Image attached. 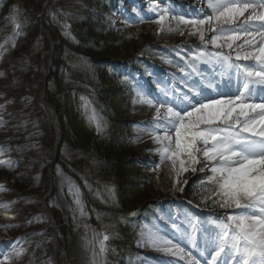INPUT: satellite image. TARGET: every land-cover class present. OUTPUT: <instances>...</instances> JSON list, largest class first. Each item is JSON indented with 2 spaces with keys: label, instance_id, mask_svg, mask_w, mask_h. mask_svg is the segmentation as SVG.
<instances>
[{
  "label": "rangeland",
  "instance_id": "374dc122",
  "mask_svg": "<svg viewBox=\"0 0 264 264\" xmlns=\"http://www.w3.org/2000/svg\"><path fill=\"white\" fill-rule=\"evenodd\" d=\"M89 1L93 2L89 3L88 0H59L57 8L62 13H73L71 17L76 22L77 20L84 21L86 18H92L83 15L79 10L91 9L95 12L99 9L101 14L103 13L101 19H103L104 24L119 29V34L129 39V45H135L136 50L139 49L137 52L135 51L136 55L148 54L149 51H153V48L156 50L159 35L166 34V32L168 34L177 32L179 34L174 38V43L178 42L179 45L191 43L192 46L189 45L188 49L192 53L191 55L195 57L194 53L197 50L194 46H200L204 49L207 45L212 46L211 38L218 34V28L215 24H205L200 28V32L204 35V40L201 41L200 32H197L192 25H178L174 18V14L180 15L184 12L179 9V3L187 2L194 7L200 5L207 7V0H117L114 13L107 11L104 2L98 4V0ZM21 2L23 4L18 5V8L23 7L25 9L20 10V12L17 11L19 17H16V20L21 19L23 22L22 13L25 14V12L30 17V24L32 18L37 19L36 26L31 27V34L24 39L20 37L21 32L15 27V22L9 18V11L12 10L8 7L9 4L7 11L0 12V74H2L0 75V115L3 114L5 119L11 120L5 125H0V150H2L0 161L13 162L11 166L8 163H4L3 166L16 171L23 182L26 181V185L36 191V194L32 196L27 191H18L10 182L7 183L6 179L0 176V186H2L0 188V218L2 211H5L4 217L8 218L7 221L0 219V248H3L5 254L9 255L10 264H55V261L60 264H176L173 262L174 260L166 258V255L171 253L154 247L147 239V233H145V230L148 232V229L156 226L160 236L171 240L172 245L183 248L186 254L194 251V249H188L178 242L180 231L177 232L171 227V223L175 222L171 219L175 218L173 212L168 210L166 206V209L163 210V206L159 207L158 205L157 216L153 215L154 221L145 220L137 212L143 208L141 206L144 204L147 207L156 199L166 198L160 196L161 188L169 187L168 189L174 193L173 196L180 197L184 195L186 186L202 179L205 180L202 190L209 188L208 193H213V196L219 199L220 196L218 195V186L208 180L211 172L207 168L195 173L190 169L178 173V162L175 166L171 160L166 159L161 162V153L157 151L160 145L156 143L155 137L157 135L163 136L167 131V134L172 136L174 140V132L167 130L163 125L160 126L159 130L154 131L157 128L154 123V120L157 119L156 113H153L155 107L145 103L144 98L162 99L165 91L153 89L157 79L150 77L152 75L151 68L145 67L147 64L145 58L140 59L142 62L134 66L130 70V74L128 73L133 81L136 95L134 98L132 97L133 100L130 97L132 105L130 104L131 106L127 110L128 119L118 118L116 120L118 123L115 124V133L112 138L115 142L120 143L122 141L121 135H127L128 144L132 149L130 155L123 161L125 166H128L126 176L117 184L120 201L124 202L133 194L136 196L130 203L125 204L127 209H124L125 212L118 213L117 217H114L113 213L107 216V212L100 210L105 207H99L98 211H90L87 207L88 200L85 197L87 189L65 170L66 163L78 162L80 157L81 161L84 159V163L73 170L80 175L89 176L90 171L97 163L96 160L86 158V154L82 157V153L80 155L78 152L82 150L81 147L83 146L75 134L82 131L87 132L79 112L85 110L81 109V105L78 108L77 104L73 103L76 101L75 97L70 98L71 91L69 88L72 87V82H70L69 73L64 70V67L58 76L49 78V63L52 61V57L54 59L55 53L49 51V35L41 30L40 26L42 24L48 29L53 40L57 41V54H59L57 59L66 58L61 54L64 50L65 54H69L70 47L68 45L71 35L68 32V38L65 31L57 29L55 32H51L47 27L46 22L51 24L49 19H53L56 23V16L49 14L47 8L42 14L45 0H21ZM76 8L79 10L74 14ZM165 9H167L165 19L160 21V15ZM190 11L192 12V10ZM17 12L15 13L16 16ZM5 13H9V17ZM206 14L208 13H197V15L187 19H201ZM249 15L250 12H245L244 16L238 17L235 22H241V25H244ZM91 20L95 21L94 19ZM137 23L140 25L133 27ZM248 24L251 25L250 31L253 32V23L248 21ZM65 26L68 25L65 24ZM136 28L138 29L136 30ZM90 33L88 32L86 35L89 43L92 44L94 39L89 36ZM243 35L238 36L240 38L234 41L220 40L218 43L231 50L236 56L239 53L243 57L246 51H250V46L246 43L250 37L247 34V36ZM28 42H32V45ZM255 42L256 40H253V43ZM229 43L232 44L231 48L227 46ZM181 48L187 47L181 46ZM180 52L182 51L180 50ZM46 53L48 55L43 58L42 56ZM67 57H72L67 59L72 67H81L89 74H92L97 67L96 61H92L90 58L74 55ZM159 57L166 66L175 64V60L170 55ZM44 82H47L45 100L57 109L50 101L52 97L50 100L48 98L47 91L49 90L60 109L59 113L65 129V135L63 133L64 137H62L59 148V159H57L58 157L53 158L56 140L55 128L51 123L49 111L40 98ZM162 84L167 89V82L166 86L164 81ZM60 85L62 86L60 87ZM145 94H147L146 97ZM122 95L118 94L114 97V106L124 107L126 99L122 98ZM172 95L179 96L180 94L174 92ZM81 100L85 101L84 99ZM139 107L144 111L150 108L144 114L146 116L137 117L135 115L139 112L136 110ZM90 112H92V116L95 115L96 121L104 120L102 112L96 108L92 107ZM0 121L3 120L0 119ZM51 166L55 168V174L52 177V182H55L51 200L52 208H49L50 212L55 213L53 217L48 215L43 204L44 196L47 195L49 189L50 178L47 169ZM196 167L199 168L200 166L197 165ZM94 184L92 187L89 186L92 190V196L89 198L98 199L100 205L102 202H107L112 194L107 193L103 185L97 184V182ZM77 197L79 205L75 202ZM215 203L219 204L218 201ZM229 211V216L242 214L240 209ZM132 212H135L136 215H130ZM12 214L16 219H10ZM141 218L142 220L138 222ZM97 219H100L98 221H101V224L97 225ZM130 221L133 225L129 224ZM183 222H185L184 219ZM125 223H128L129 227L125 226L126 228H124ZM53 229L59 230L62 234L63 242L60 247V256H58V246L55 250V244L52 240ZM142 232L145 233L144 237L141 235ZM117 234L124 235V239L116 238ZM104 235H107L109 239L104 242L105 250L101 252L100 241ZM17 240L19 243L13 247H9L5 243ZM114 244L118 247L108 250ZM17 251L23 254L17 256L15 254ZM171 255L175 256V261L192 260L188 255Z\"/></svg>",
  "mask_w": 264,
  "mask_h": 264
},
{
  "label": "snow or ice",
  "instance_id": "6c2138e0",
  "mask_svg": "<svg viewBox=\"0 0 264 264\" xmlns=\"http://www.w3.org/2000/svg\"><path fill=\"white\" fill-rule=\"evenodd\" d=\"M207 6L211 14H206L204 18L186 19L182 14H174V18L178 25H192L197 32L205 24L220 26L218 34L211 38V43L218 48L223 47L218 43L222 39L234 41L238 39L239 33L247 34L250 38L246 43L250 51H246L243 57L238 53L236 59L251 58L257 62L258 68L255 65L242 66L244 83L234 94L220 92V86L210 82L206 89L195 93L173 98L165 94L162 99L144 98V102L153 107L159 105L156 107L157 119L154 123L157 128L154 131L163 125L174 132V140L167 131L163 136L155 137L156 143L160 145L157 151L161 153V162L171 160L174 166L178 162V173L189 169L195 173L207 168L211 172L208 180L218 186L220 207L241 210L242 214L228 216L227 222L220 228L213 241L215 255L211 259L215 261L227 247L228 251L235 253V264H264V102H249L257 88L264 92V23L259 25L258 33H252L251 25L248 24V21L264 22V0H207ZM12 11H18L16 6H13ZM245 12H250V15L244 25L227 29L221 26L233 24ZM166 13L167 9L160 15V21L165 19ZM10 19L15 22L17 29H21V23L16 22L15 16ZM226 32L236 34L225 37L223 34ZM65 34L68 33L65 31ZM257 34L259 40L253 43ZM200 39L204 40L202 32ZM227 46L231 48L232 44ZM201 59L205 63L218 62L223 65L230 61V54L217 52L206 56L200 52L194 57V60ZM192 72H196L194 67ZM165 104L171 106L161 116L160 108ZM91 120L96 123L97 131H100L95 115ZM0 163L11 166L13 162ZM197 165L200 167L197 168ZM75 202L79 205L78 197ZM130 215L135 216L136 213ZM141 235L144 237L145 233ZM108 239L104 235L100 241L101 252L105 250L104 242ZM147 239L154 247L167 253L190 256L183 248L172 245L171 240L160 236L156 226L148 229ZM5 243L13 247L19 241ZM15 254L19 256L23 253L17 251ZM191 259L193 264H199L195 257ZM0 264H10L9 255L5 254L3 248H0Z\"/></svg>",
  "mask_w": 264,
  "mask_h": 264
},
{
  "label": "trees",
  "instance_id": "16d2710c",
  "mask_svg": "<svg viewBox=\"0 0 264 264\" xmlns=\"http://www.w3.org/2000/svg\"><path fill=\"white\" fill-rule=\"evenodd\" d=\"M107 1L108 0H98V4L104 2L105 8L108 10L109 4ZM58 2L59 0L57 1L52 0L49 9L47 11L49 14H55L56 23H54L53 19H49L51 24H49V22L46 23H47V27L51 30V32H55V30L60 29L61 31H66L67 33L68 32L70 33L71 35L70 38H69V34L67 35V37L69 38V45L67 44V42H65V44H67L70 47V52L69 54H65V50H64L61 54L66 58L57 59V56L59 54H57L58 47H56L54 51L55 55L53 54L54 59L52 57V61H50L49 63V73H48V75L50 76L49 78L58 76L60 74V71L64 67V70L69 73L70 82H72V87L69 84L70 86L69 90L71 91L70 98L75 97L76 100L73 103L77 104L78 108L79 105H81V109H83L82 108L83 103L81 99H84L85 101L89 102L92 105V107L102 112V116L104 117L103 120L104 126L102 127L101 125L100 126L101 130L97 131L96 125L90 122L89 119L90 114H88L86 111L84 112L79 111L82 120L85 123L84 126L87 128L86 129L87 132L82 131V132H77L75 134L76 137L82 142V146H83L81 147L82 150H79L78 152H80V155L82 153L81 155L82 157L84 154H86L87 155L86 158L89 157L91 158V160H96L97 163L93 168V170L90 171L89 176L80 175L77 171L73 170L74 168H77L79 165L84 163V159L83 161H81L80 157L78 162L71 161L70 164L66 163L67 165L65 166V170L68 172V174H70L73 178H75L76 181L81 183V185L87 189L85 197L88 200L87 207L90 211H98L99 207H105L104 209L102 208L100 210H103L102 212H107V216L113 213V216L117 217L118 213L120 214V212H125L124 209L125 208L127 209V206H125V204L130 203L131 200L134 199L136 196L133 194L131 195V198H127L124 202L120 201L117 184L119 183V181L121 182V180L124 179L126 176V171L128 169V166H125V163L123 161L127 156L130 155L132 149L131 146L128 144L127 135L125 134L121 135L122 141L120 143L115 142L112 138L115 133V124L118 123V121L116 120L118 118L123 120L128 119L129 113L127 112V110H129V107L132 105V103L130 101V97H131L130 87H128L127 83L120 75H117L111 70L110 65L113 64L114 62H119L121 60L133 58L134 56H136V52L139 49L136 50L137 47L135 45H129L128 43L129 39L119 34L120 31L119 29L104 24L103 19H101L103 13L101 14V11L99 9H97L94 12L91 9L80 11L79 9L76 8L74 14H76L79 10V12L83 13V15H86L87 17L88 16L92 17L89 19L86 18L84 19V21L77 20L76 22L71 17V14L73 13L71 14L67 12L62 13L57 8ZM88 2L92 3L93 1L88 0ZM21 4H23L21 0H2L0 1V12L3 10L7 11L8 7L13 10V6H16L18 12H20V10L22 11V9H25L23 7H21V9L18 8L19 7L18 5ZM111 8L112 5L110 3V9ZM12 10L9 11L10 17L15 16L18 18L19 13L17 12V16H16ZM9 13H5V14L8 16ZM26 13L27 12H25V14L22 13V17H24L23 22L21 19L16 20V22L21 23V29H19V31L22 33L20 37L21 38L23 37V39L31 34L32 28H34L37 24L36 18H32V23L30 24V20H29L30 17L27 16ZM91 19H94L95 21ZM65 21H68L69 23L67 28L64 27ZM137 29L138 28H136V30ZM88 32H91L89 36H91L94 39V42L92 44H90L87 39L86 33L88 34ZM178 34L179 33L177 32L169 33V34L168 32H166V34L159 35L160 36L159 42L171 44L174 42V38L177 37ZM28 44L32 45V42H28ZM69 55H74L81 58H90L92 61L93 60L96 61L95 65H97V67L95 70H93L92 74L87 73V71L83 70L81 67L78 68L72 67L68 63L69 61H67L68 58H72V57H67ZM61 86L62 85H60V87ZM57 88L59 89L58 86ZM47 92H48L49 100L52 97V100L50 101L58 109L57 111L63 127V131H64L63 133L65 135L64 124L62 121V117L59 113L60 109L57 106V102L53 100V96L50 95V91L48 90ZM118 94H123L122 98L126 99V102H124L125 103L124 107L113 105V99ZM136 110L139 112H137L135 115L144 114L146 112L142 110L141 107H139V109ZM59 156L60 153L58 154L57 159L60 158ZM0 176L6 178L18 191L24 190L29 192V194L36 193V191L33 190L31 187H29V185H26L27 184L26 181L23 182L22 178H20V176L14 170L8 169L6 167H0ZM95 182H97V184L103 185V188L107 191V193H110V195L112 194L111 198L107 202H102L101 205L99 204L100 201L98 199H95L94 197L89 198L92 196V190L90 188L93 185H95L94 184ZM203 182H205L204 179H202L201 181L197 180L190 183L184 189V195L187 196L189 199H191L194 203L203 206L205 208H215L223 211L227 210L226 208L220 207L221 200L218 197L213 196V193H208L209 188L202 190L204 186ZM168 188L167 187L161 188L162 192L160 193V195L165 194L168 197L173 196L174 193H172ZM52 197L53 195H51V197L48 199V205L51 208H52V204H51ZM215 201H218L219 204L215 203ZM145 206L146 204L142 205L141 207H145ZM56 218L59 220V217L57 215ZM98 220L100 219H97V225L101 224L100 223L101 221ZM125 224L126 225H124V228L129 227L128 223ZM59 236H60V243H59V256H60V251H61L60 247L63 242L62 234L60 233V231H59ZM119 237L124 239V235L117 234L116 238ZM113 241H114V237H113ZM115 247H118V245L114 244L112 245V248L111 249L109 248L108 250H113V248Z\"/></svg>",
  "mask_w": 264,
  "mask_h": 264
},
{
  "label": "water",
  "instance_id": "95a60500",
  "mask_svg": "<svg viewBox=\"0 0 264 264\" xmlns=\"http://www.w3.org/2000/svg\"><path fill=\"white\" fill-rule=\"evenodd\" d=\"M41 29L48 33V31L43 26H41ZM46 86H47V82H45V84H44L43 92H45ZM43 102L50 110H52L54 112L53 115H52V120H53V123L56 125V129H58V135H57V138H56V146H55V153H57L58 143L60 142V139H61V136H62V127L59 124V121L57 119L56 108L52 104H49V103L45 102L44 100H43ZM160 196L161 197H168L165 194H162Z\"/></svg>",
  "mask_w": 264,
  "mask_h": 264
},
{
  "label": "bare ground",
  "instance_id": "6f19581e",
  "mask_svg": "<svg viewBox=\"0 0 264 264\" xmlns=\"http://www.w3.org/2000/svg\"><path fill=\"white\" fill-rule=\"evenodd\" d=\"M246 48V47H245ZM60 122V120H59ZM61 123V122H60ZM62 133H63V129H62ZM58 135V129H56V136ZM8 216V215H7ZM200 234V233H199Z\"/></svg>",
  "mask_w": 264,
  "mask_h": 264
}]
</instances>
